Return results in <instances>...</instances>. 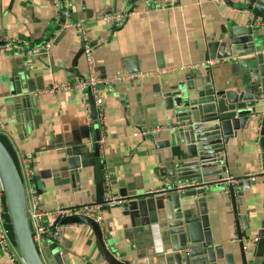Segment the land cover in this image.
Wrapping results in <instances>:
<instances>
[{"label":"crops","instance_id":"crops-1","mask_svg":"<svg viewBox=\"0 0 264 264\" xmlns=\"http://www.w3.org/2000/svg\"><path fill=\"white\" fill-rule=\"evenodd\" d=\"M264 2V0H261ZM72 21H83L93 49L91 72L101 83L103 118L91 117L88 90L75 83L88 74L82 43L74 27L62 29L52 13V0H0V139L14 159L27 191L34 186L39 205L46 211L95 202L94 140L100 137L102 174L107 172L111 190L121 188L146 199L129 209L131 198L105 204L100 228L113 255L127 264H173L161 235L153 199L171 182L176 148H159L155 142L173 124L164 93L191 73L209 68L219 87L237 78L236 58H206L207 43L224 41L233 28L254 27L257 51H264V18L258 24L244 0H179L169 9L147 6L139 0H64ZM144 7L147 10L144 11ZM124 9L125 21L114 27L100 16ZM144 12H143V11ZM142 11V12H138ZM60 31L62 37L56 40ZM9 39L30 45L51 40L48 53L26 56ZM239 48V47H238ZM228 51H231L228 49ZM225 54V49L219 55ZM76 68L79 76L69 72ZM68 84L49 92L53 85ZM27 102H20L22 95ZM264 97V96H263ZM264 104L243 129L224 145L221 157L226 175L236 183L250 181L233 205L223 180L214 187L207 210L215 243L233 253L234 264H252L254 240L264 211V152L259 145ZM86 109L89 114H86ZM96 110V109H95ZM140 126L149 130L135 135ZM80 152L88 166L80 169L76 185L66 170V148ZM26 155L31 156L27 165ZM255 177L251 179L250 177ZM152 199V200H151ZM248 213V214H247ZM247 214V228L242 216ZM59 246L63 264H107L100 257L91 229L81 223L62 225ZM49 247L41 256L45 264ZM0 264H9L0 251ZM262 264H264V257Z\"/></svg>","mask_w":264,"mask_h":264},{"label":"water","instance_id":"water-1","mask_svg":"<svg viewBox=\"0 0 264 264\" xmlns=\"http://www.w3.org/2000/svg\"><path fill=\"white\" fill-rule=\"evenodd\" d=\"M246 8L264 18V2L244 0ZM256 28H233L224 41L211 39L207 43L206 58L221 60L236 58L230 67L236 66L237 78L219 87L210 76L209 68L191 73L164 93L163 101L170 110L173 125L160 135L164 140L155 142L159 148H176L174 175L154 202L161 224L162 239L166 245V256L173 264H234L233 253H225L222 244H216L210 227L207 201L214 187L226 175L221 153L228 140L243 129L257 113V107L264 104V51H257L253 39ZM64 31H60L58 40ZM239 47V48H238ZM225 54L220 56V50ZM230 49L231 51H228ZM83 53L78 52L74 60ZM69 72L79 76L76 68ZM91 117L95 120L96 110L89 89ZM30 100L26 94L20 102ZM264 106V105H263ZM259 145L264 152V113L260 123ZM99 137L97 138V140ZM64 158L66 170L77 186L79 171L88 166V161L81 159V151L66 148ZM95 170V202L103 203L111 184H105L100 162L99 144L93 149ZM0 182L3 189L5 206L14 243L25 264H45L39 253L30 228L24 182L18 167L0 139ZM264 185V179H263ZM239 199L242 190L250 187V181H238L235 184ZM119 196L131 198L127 202L129 209H136L147 200H137L136 195L126 193L121 188ZM248 214V213H247ZM247 214L242 216L244 228H247ZM62 225L81 223L87 225L94 235L96 249L107 264H127L115 257L107 248L100 224L85 215H69L60 220ZM259 229L254 241L252 264H262L264 257V211L261 214ZM48 260L53 264H63L56 243L49 244Z\"/></svg>","mask_w":264,"mask_h":264},{"label":"built area","instance_id":"built-area-1","mask_svg":"<svg viewBox=\"0 0 264 264\" xmlns=\"http://www.w3.org/2000/svg\"><path fill=\"white\" fill-rule=\"evenodd\" d=\"M144 2L147 6H153V8L158 9H169L174 7L179 0H139ZM220 4H224L225 0H215ZM147 10V7H144V11ZM143 11V10H142ZM138 11V12H142ZM143 11V12H144ZM52 13L55 19H58L60 26L62 29L74 27L79 36L82 43V51L83 56L86 64V68L88 74L85 78L77 81L75 86L79 89L85 90L89 89L93 101L94 106L96 109V113L100 121L103 118V109H102V99L100 97V88L99 85L101 81L94 76L91 72V68L93 65V49L90 45V41L87 35L86 24L83 21H72L71 19V12L68 9L67 5L64 3V0H52ZM129 12L124 9H118L113 12L103 14L100 16V19L103 21L108 22L109 24L113 25L114 27L121 25L125 19L128 17ZM250 19L253 20V23L258 24L261 21L260 16L251 15ZM4 45L6 46H14L20 53L26 56H38L44 53H48L51 47V40L45 41L40 44H33L30 45L26 42H23L18 39H9L7 40ZM68 84H60V85H53L48 90L49 92H53L58 88L67 87ZM86 114H89V110L86 109ZM4 128V123L0 119V129ZM149 130L140 126L135 131V135L145 136L148 134ZM100 137L98 140V144L100 143ZM94 140V143L96 142ZM31 161V156L26 155L24 157V162L28 165ZM225 183L228 185L226 192L231 197L233 205L236 204L237 199V191L235 184L236 182L228 175L224 177ZM223 178L221 180H223ZM251 179L255 177L251 176ZM103 181L105 184H108L110 181V177L107 172L103 173ZM158 190L156 192H161ZM26 193V200H27V209H28V218L30 223V228L32 232L33 241L39 251L42 254L43 250H47L49 244L54 242L56 243V250L61 254L62 249L59 246L60 238H61V231H62V224L60 220L69 215H85L93 219L95 222L99 223L102 220L101 210L100 208L105 204H112L116 202H120V197L115 196H108L105 198L103 203H91V204H84L81 206H75L71 208L59 207L55 211H46L42 209L39 205V200L37 197V191L34 186H31L29 189H25ZM234 199V201H233ZM256 241V238L255 240ZM0 251L2 252L3 256L6 257L9 264H25L23 259L21 258L17 247L13 240V235L11 232V227L9 225V220L7 216L5 200L3 189L0 182Z\"/></svg>","mask_w":264,"mask_h":264},{"label":"trees","instance_id":"trees-1","mask_svg":"<svg viewBox=\"0 0 264 264\" xmlns=\"http://www.w3.org/2000/svg\"><path fill=\"white\" fill-rule=\"evenodd\" d=\"M233 201H234V199H233Z\"/></svg>","mask_w":264,"mask_h":264},{"label":"rangeland","instance_id":"rangeland-1","mask_svg":"<svg viewBox=\"0 0 264 264\" xmlns=\"http://www.w3.org/2000/svg\"><path fill=\"white\" fill-rule=\"evenodd\" d=\"M43 253V252H42Z\"/></svg>","mask_w":264,"mask_h":264}]
</instances>
